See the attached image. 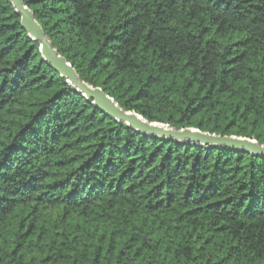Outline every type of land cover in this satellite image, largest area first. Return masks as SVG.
Wrapping results in <instances>:
<instances>
[{"label": "trees", "instance_id": "obj_1", "mask_svg": "<svg viewBox=\"0 0 264 264\" xmlns=\"http://www.w3.org/2000/svg\"><path fill=\"white\" fill-rule=\"evenodd\" d=\"M21 2L123 111L264 146V0ZM0 264H264V157L116 122L0 0Z\"/></svg>", "mask_w": 264, "mask_h": 264}, {"label": "water", "instance_id": "obj_2", "mask_svg": "<svg viewBox=\"0 0 264 264\" xmlns=\"http://www.w3.org/2000/svg\"><path fill=\"white\" fill-rule=\"evenodd\" d=\"M9 1L15 11L20 15L21 27L25 30L28 37L39 43L42 58L47 65L55 70L61 77L65 78L67 83L81 93L83 97L93 100V105L100 112L113 118L116 122H122L131 130L150 137L156 136L176 141H188L189 143L205 146H226L233 151L247 152L251 155L264 157V146L252 140L236 137H219L193 129L174 131L165 125L148 123L134 113L123 111L101 89L92 88L79 79L76 72L69 63H67L65 58L60 56L54 49L39 24L34 19L33 13L23 5L21 0Z\"/></svg>", "mask_w": 264, "mask_h": 264}]
</instances>
